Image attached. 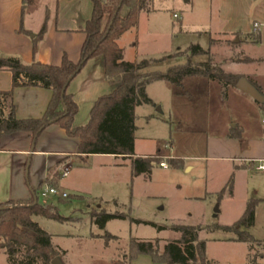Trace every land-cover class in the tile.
<instances>
[{
  "label": "rangeland",
  "instance_id": "1",
  "mask_svg": "<svg viewBox=\"0 0 264 264\" xmlns=\"http://www.w3.org/2000/svg\"><path fill=\"white\" fill-rule=\"evenodd\" d=\"M31 1L27 0L25 8L27 20ZM208 1L155 0V13L143 12L138 27L123 37L126 59L149 61L147 73H165L190 60L210 62L228 74L252 75L264 87V50L240 45L242 38L227 43L206 20ZM127 11L124 9L122 17ZM192 45H200L208 54L190 58L185 52ZM238 58L249 62L234 63ZM146 94L152 103L136 108L135 152L163 158L166 167L155 163L151 174L133 176L131 160L95 155L87 164L77 161L70 167L73 180L79 182V192L67 190L69 198L63 200L37 196L39 204L57 207L68 219L64 223L34 219L50 235L65 236L57 241L68 251L63 263L113 264L133 239L159 241L163 252L169 241L180 239L178 227H196L211 263L243 264L247 259L250 264H264L262 242L232 240L238 237L239 229L233 223L244 209L241 191L236 200H230L235 165L200 160L207 157L211 138L236 125L241 104L238 96L228 98V91L224 93L218 81L203 77H188L181 86L154 82L147 86ZM247 119L262 125L255 115ZM172 161L179 167H173ZM188 165L195 166L194 170L186 172ZM72 176L61 181L70 182ZM102 211L126 218L112 220L102 230L93 216ZM0 264H8L4 252H0Z\"/></svg>",
  "mask_w": 264,
  "mask_h": 264
},
{
  "label": "trees",
  "instance_id": "2",
  "mask_svg": "<svg viewBox=\"0 0 264 264\" xmlns=\"http://www.w3.org/2000/svg\"><path fill=\"white\" fill-rule=\"evenodd\" d=\"M91 1L93 13L84 30L86 39L78 63H73L64 55L58 66L39 62L26 64L18 56L0 53V70L7 71L12 76L11 90L0 92V141L3 136L26 132L31 135L35 146L45 129L54 124L60 126L69 137L79 140V155L86 158L93 155L123 157L131 160L133 176L149 175L154 164L160 165L163 159L136 157L135 154L136 108L152 103L146 94L147 86L158 81L181 86L188 77H203L218 81L226 93L230 87H236L243 76L228 74L223 69L212 66L210 62L193 63L191 60L186 65L171 68L165 73H147L145 71L151 63L147 60L139 63L125 61L118 40L126 32L138 27L141 13L153 11L155 0ZM26 5L27 0H24L23 10ZM124 9L128 11L122 17ZM46 32L45 24L32 39L34 54ZM18 33L30 36L23 26ZM185 54L191 58L208 53L200 45H192ZM96 57L104 58L105 78L116 89L110 95L98 99L86 126L76 127L74 120L78 106L68 94V87L88 61ZM17 88H41L52 93L41 118H17L12 102L13 92ZM262 108L264 109V105ZM171 165L179 167L176 161H172ZM37 196L38 192L34 191V197L28 202H8L0 206V252L5 253L8 264H52L59 257L52 243V235L43 230L34 219L43 217L59 223L68 219L60 215L57 207L39 204ZM258 203L259 200H250L243 216L234 225L240 228V231H236L238 237L235 241L248 244L257 242L249 229L254 226ZM93 216L95 224L102 230L108 222L126 218L105 211ZM176 230L181 233L180 239L169 241L163 252H160L159 241L142 242L133 239L113 264H131L141 255L151 257L157 264H197L198 260L201 264H213L206 257V243L199 240L198 228L178 227Z\"/></svg>",
  "mask_w": 264,
  "mask_h": 264
},
{
  "label": "crops",
  "instance_id": "3",
  "mask_svg": "<svg viewBox=\"0 0 264 264\" xmlns=\"http://www.w3.org/2000/svg\"><path fill=\"white\" fill-rule=\"evenodd\" d=\"M208 2L205 12L206 20L211 28L215 27L213 29L215 32L218 30V34L226 38L227 43L242 38L240 45L258 46L264 50V0H209ZM23 4L24 0H0V53L18 56L26 64L39 62L58 66L64 55H67L73 63H78L86 39L84 30L93 13L92 1L32 0L28 7V20ZM155 11L153 9L149 14H154ZM141 18L142 13L139 24ZM45 24L47 32L39 44L37 53L34 54L33 38L19 34L18 30L23 26L30 35L36 36ZM124 36L125 34L118 40V44L123 49L124 60L128 61L122 44ZM245 62H249V59L238 58L234 61V63ZM236 75L254 82L264 94V87L259 84L256 77L246 74ZM11 88V74L0 70V92L10 91ZM115 89L116 86L110 84L105 78L104 58L96 57L88 61L68 87V94L78 106L74 125L86 126L90 121L94 104L99 98L113 93ZM230 95L238 96L241 102L238 115L243 121L238 117L239 119H235L236 125L229 131L211 138L207 146L208 155L200 160L206 163L235 165L236 177L231 185L230 200H236L238 191H241L240 201L244 209L233 226L243 216L248 202L259 200L255 223L249 229V233L257 242L264 244V235H260L264 234V171L259 169L264 162V126H262L264 125V117L262 118L264 109L237 87L228 89V98ZM51 96L52 93L49 90L41 88L15 89L12 102L16 108L17 118H41ZM250 115L259 117L262 125L254 121L249 123L246 118ZM78 146V139L69 137L60 126L54 124L45 129L35 146H33L31 135L26 132L3 136L0 141V206L8 202H28L34 197V191L41 196V192L46 187H55L65 193L67 190L79 192V182L73 180L71 168L77 161L87 164L95 155L88 158L79 155ZM135 154L136 157L151 156L139 155L136 152ZM65 166L69 168V175L63 178L61 174ZM194 168L195 166L188 165L185 171L191 172ZM71 176L70 182L61 181V178L68 179ZM240 179L243 180L242 184L239 183ZM64 237L52 235L53 246L60 254L62 261L68 251L58 243ZM131 264L157 263H154L151 257L141 255ZM243 264H250V262L245 259Z\"/></svg>",
  "mask_w": 264,
  "mask_h": 264
},
{
  "label": "water",
  "instance_id": "4",
  "mask_svg": "<svg viewBox=\"0 0 264 264\" xmlns=\"http://www.w3.org/2000/svg\"><path fill=\"white\" fill-rule=\"evenodd\" d=\"M189 1V0H185ZM31 38H34L35 35L31 34ZM237 89L241 92L245 93L246 95L250 96L252 99H254L258 104L264 105V94L247 78H241L237 84ZM29 170V165H28ZM37 202H35L36 204ZM52 264H64L62 259L60 257L55 258L52 261Z\"/></svg>",
  "mask_w": 264,
  "mask_h": 264
},
{
  "label": "built area",
  "instance_id": "5",
  "mask_svg": "<svg viewBox=\"0 0 264 264\" xmlns=\"http://www.w3.org/2000/svg\"><path fill=\"white\" fill-rule=\"evenodd\" d=\"M175 17L177 18L178 16L175 15ZM255 27L257 28L258 25L256 24ZM263 123H264V119H263ZM166 163L163 162L160 164L161 167H166ZM260 170L264 171V162H262L261 166L259 167ZM69 175V168L68 167H64L62 170V174L61 176L63 178L67 177ZM49 196H54V197H60L62 199H68L69 195L65 192L60 191L59 189L55 188V187H46L42 192H41V197L43 198H47Z\"/></svg>",
  "mask_w": 264,
  "mask_h": 264
}]
</instances>
